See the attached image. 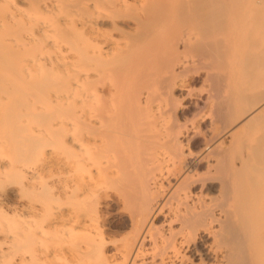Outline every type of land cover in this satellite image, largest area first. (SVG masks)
<instances>
[{
	"label": "bare ground",
	"instance_id": "bare-ground-1",
	"mask_svg": "<svg viewBox=\"0 0 264 264\" xmlns=\"http://www.w3.org/2000/svg\"><path fill=\"white\" fill-rule=\"evenodd\" d=\"M0 264H264V0H0Z\"/></svg>",
	"mask_w": 264,
	"mask_h": 264
}]
</instances>
